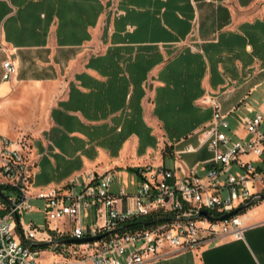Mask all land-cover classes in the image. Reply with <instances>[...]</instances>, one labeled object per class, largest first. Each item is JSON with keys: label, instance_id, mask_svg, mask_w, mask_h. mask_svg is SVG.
Here are the masks:
<instances>
[{"label": "crops", "instance_id": "obj_1", "mask_svg": "<svg viewBox=\"0 0 264 264\" xmlns=\"http://www.w3.org/2000/svg\"><path fill=\"white\" fill-rule=\"evenodd\" d=\"M212 100L234 141L248 138L246 117L264 115V0H0V135L36 162L31 201L107 171L136 176L134 192L115 195L135 194L145 166L205 175ZM242 158L264 169V154ZM242 215L244 239L149 264H264V199ZM75 225L38 237L58 241ZM39 242L52 249L44 264L66 261L63 244Z\"/></svg>", "mask_w": 264, "mask_h": 264}, {"label": "built area", "instance_id": "obj_2", "mask_svg": "<svg viewBox=\"0 0 264 264\" xmlns=\"http://www.w3.org/2000/svg\"><path fill=\"white\" fill-rule=\"evenodd\" d=\"M4 66L5 78L9 79L16 67L11 60ZM212 103L213 119L202 142L208 143L214 157L205 175L191 169L179 176L176 170L164 166H145L139 169L142 180L133 195L124 189L113 194L114 173L107 171L101 178L91 176L80 191L73 187L67 192L54 189L36 196L46 199L49 223L76 222L68 232H61L60 240L47 238L63 244L61 254L66 261L54 264H149L175 252L200 250L223 236L245 238L242 213L216 218L250 199L257 202L264 194V169L242 158L264 154V115L246 117L248 138L234 141L227 133V115L216 100ZM235 165L243 172H234ZM35 172L36 162L22 147L0 135V187L16 192L15 196H4L0 190V264H40L39 241L47 239L40 240L42 231L34 223H23L21 217L34 210L31 186ZM202 211L208 215H202ZM89 212H94V218L88 223L84 218ZM138 220L142 221L134 224ZM96 236L102 237L81 243L62 242Z\"/></svg>", "mask_w": 264, "mask_h": 264}, {"label": "rangeland", "instance_id": "obj_3", "mask_svg": "<svg viewBox=\"0 0 264 264\" xmlns=\"http://www.w3.org/2000/svg\"><path fill=\"white\" fill-rule=\"evenodd\" d=\"M19 110L21 111L22 109H19ZM13 112H15V109ZM0 117L3 118L4 120L6 119L7 121H9V119L6 118L4 114H0ZM261 127L264 130V125H262ZM3 129H4L3 127H0V131H3ZM135 183H136V176L132 172H130L128 176H125L123 173H117L115 174L111 189L113 190V192L118 193L122 189V187H126L128 191L134 192ZM0 190L4 194V196H15L16 195V192L10 189L9 187L1 186ZM259 200L260 199H258L257 201ZM31 203L34 206V210L26 211L21 215L23 223L25 224L34 223L42 231V233L47 232V231L49 232V228L56 229L54 228V222L49 223L47 221L45 202L40 199H35V200H32ZM49 246L51 248H55L56 243H51ZM50 250L52 249L45 248V250H43V252L41 253L39 257L40 264H44L50 259L51 257Z\"/></svg>", "mask_w": 264, "mask_h": 264}, {"label": "water", "instance_id": "obj_4", "mask_svg": "<svg viewBox=\"0 0 264 264\" xmlns=\"http://www.w3.org/2000/svg\"><path fill=\"white\" fill-rule=\"evenodd\" d=\"M261 198L264 199V194H261L260 195ZM252 200L253 199H250L248 200L246 203H244L243 205L239 206L238 208L234 209L233 211L231 212H228L220 217H217L216 219H224V218H228L234 214H237V213H242L244 212L247 208H249L251 205H252ZM202 215H208V212L207 211H202L201 212ZM144 224H149L150 222H143ZM102 236H96V237H90V238H82V239H64L62 240V242H65V243H71V242H77V243H81V242H87V241H90V240H99Z\"/></svg>", "mask_w": 264, "mask_h": 264}, {"label": "trees", "instance_id": "obj_5", "mask_svg": "<svg viewBox=\"0 0 264 264\" xmlns=\"http://www.w3.org/2000/svg\"><path fill=\"white\" fill-rule=\"evenodd\" d=\"M255 203H256V201H254L253 203H252V205H255ZM147 219H152V218H147ZM142 220H138V221H136V222H134V224H138V223H140Z\"/></svg>", "mask_w": 264, "mask_h": 264}]
</instances>
